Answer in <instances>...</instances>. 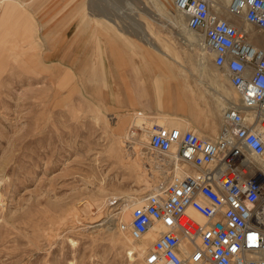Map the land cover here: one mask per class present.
<instances>
[{
    "label": "rangeland",
    "instance_id": "obj_1",
    "mask_svg": "<svg viewBox=\"0 0 264 264\" xmlns=\"http://www.w3.org/2000/svg\"><path fill=\"white\" fill-rule=\"evenodd\" d=\"M42 1L27 0L22 6L0 0V264H143L144 249L156 235L133 242L117 226L123 218L119 212L149 191L159 175L165 176L155 166L150 168L149 128L155 123L172 127L176 119L163 111H121L115 101L117 85L115 93L111 91L112 103L111 83L124 82V77L109 81L99 77L105 65L99 36L83 46L87 52L76 55L74 61L47 59L45 23L39 17ZM86 1L93 11H111L119 27L132 32L134 38L120 37V31H115L119 42L126 36L136 40L134 48L119 45L118 62L125 65L126 55L133 53L141 85L142 66L154 65L145 53L154 50L146 41L150 28L158 46L167 42L178 60L174 69L187 77H177V123L191 120L178 116L184 109L196 110L198 116L192 120L200 123L222 117L224 108L211 107L213 98L206 86L219 77L222 91L238 101L226 70L215 66L202 37L185 27V19L181 27L176 23L181 15L172 2L161 12L154 0ZM219 5L227 15V9ZM96 22L95 35L97 27L106 31L103 18ZM125 47L132 53H126ZM156 55L169 69L171 58ZM153 73L162 103L165 84L174 75L169 73L168 79L154 69ZM192 89L196 90L190 95ZM179 98L187 101L183 108ZM133 126L137 136L129 144L126 136ZM137 142L144 146L142 157L134 151ZM113 198L117 201L110 204ZM130 208L124 212V221L130 220Z\"/></svg>",
    "mask_w": 264,
    "mask_h": 264
},
{
    "label": "built area",
    "instance_id": "obj_2",
    "mask_svg": "<svg viewBox=\"0 0 264 264\" xmlns=\"http://www.w3.org/2000/svg\"><path fill=\"white\" fill-rule=\"evenodd\" d=\"M217 3L172 0L226 70L238 101L224 108L213 137L159 123L149 128L148 147L171 156L163 164L169 171L132 206L129 221L117 222L136 243L155 233L143 264H264V0H230L227 11L241 25L222 17ZM136 136L133 126L129 144Z\"/></svg>",
    "mask_w": 264,
    "mask_h": 264
},
{
    "label": "crops",
    "instance_id": "obj_3",
    "mask_svg": "<svg viewBox=\"0 0 264 264\" xmlns=\"http://www.w3.org/2000/svg\"><path fill=\"white\" fill-rule=\"evenodd\" d=\"M14 1L16 4L18 3L22 6H25L27 3V0ZM86 2V0H44L40 3L39 6L43 11L40 13L41 16L39 17L41 18L40 20L45 23V34L43 38L45 39L44 45L48 47L47 59H50L51 61L54 60L63 62L74 61L77 57L76 55L81 56L82 53L85 54L87 52L83 46L87 47L88 44L91 43L92 38L99 36L98 40H102V51L105 57L104 59H101L105 65H103V69H101L102 71L100 72L99 77L103 79L107 78L108 81L109 79L111 80V78L113 79L117 76L124 77V82L117 84L114 81V84L111 83V89L109 90V99L113 103L114 95L112 94L111 96V91L115 93L114 89L116 88V85L117 88L119 87V89L116 88L117 99L115 98V101L117 100L116 106L118 109L121 111H128L132 108H138L152 114L163 111L167 113L169 117L176 119L172 121V126L181 127L184 130H196L197 132L210 137L216 136L221 129L222 117L214 121L200 123L192 120V117L198 116L194 114V112H197L196 110L184 109V113H180L178 116L181 118H189L191 120H182V122L177 123V77L179 79L182 77L185 80H187V77L184 76L178 69H174L177 61L174 58V54L168 49L167 42H163L161 47L158 46L153 41V35L150 28V33L146 36V41H148L151 48L154 50L147 49L145 53L149 58V61H152L154 65L151 68L147 66L146 68L148 69H145L142 66L144 69H141L143 70L144 77L142 78L144 79V84L141 85L140 76H137V74L135 75L134 58L132 55L133 53L131 52L132 50L130 51L128 47L124 48L126 53L128 51L132 53L129 54V56L128 54L126 55L124 60L125 65H122V63L118 62L121 58L120 51L122 50V48L119 50V45L121 47L122 45H129L130 48L136 47L134 42L136 40H128V36L133 37L132 32L120 28L118 21L113 17L111 11H102V9L99 10V12L93 11L89 4L86 6ZM154 6L156 9L163 12L160 7V0H154ZM113 9L116 13L121 12L119 11L118 7H114ZM130 10H132L131 7ZM100 18L104 19V29L106 31H103L100 29V27H97L96 30L99 32L97 35H95L96 33L93 27L97 24L96 20ZM133 23L135 24V22ZM116 30L120 31V37H123V35L128 36L119 42L114 35ZM142 45L143 44H140L141 47H143ZM156 52L158 55H160L161 59H165L166 56L171 58L169 59L172 65L169 63V69L159 62L160 59L157 57ZM104 61L108 62V64H106ZM162 63L165 64V61H162ZM153 69L158 73L157 75L166 76L168 79L171 78L169 73L172 76L174 75L172 80L165 84L166 92L165 96H162V103H159L158 96L155 91V76ZM116 71L120 72L121 74L117 73ZM222 82L223 80L220 77L212 80V82H206V86L211 92L213 98V105L211 103L210 106L212 105L211 107L214 106L218 110H221L222 104L220 103V100L215 97H225L226 95L221 89V87L224 86V83ZM211 85H213L215 89L212 88ZM121 86L124 89L123 92L120 90ZM194 90L196 89L190 90V95ZM183 94L187 98L189 97L188 91L185 90ZM200 95H202V99H205L203 94ZM229 97L232 98L231 96ZM186 102H182V108ZM157 106L162 109L158 108ZM151 117H158V115H151Z\"/></svg>",
    "mask_w": 264,
    "mask_h": 264
},
{
    "label": "bare ground",
    "instance_id": "obj_4",
    "mask_svg": "<svg viewBox=\"0 0 264 264\" xmlns=\"http://www.w3.org/2000/svg\"><path fill=\"white\" fill-rule=\"evenodd\" d=\"M172 2V0H160V7H161V9H162V11H166V9H167V5L169 4V3H171ZM217 5L219 6V10L222 12V17H224V18H226V19H236V22H237V25H241L242 24V21H241V19L239 18V17H237V16H234V15H232V14H230L228 11H227V15H224L223 14V11H222V7H220V5H219V2L222 4V6H224L226 9H227V7H228V4H229V2H230V0H217ZM178 11V13L182 16H180V19H178L177 20V24L181 27V25H183V21H184V19H185V21H186V18H187V16H186V14L184 13V12H182V11H179V10H177ZM168 14V13H167ZM245 27H247V28H250V29H252V30H254V31H258V29L255 27V26H253V25H250V24H243ZM185 27H186V24H185ZM187 28V27H186ZM192 32H194V31H192ZM201 36V35H200ZM202 37V36H201ZM202 39H203V37H202ZM203 43H204V41H203ZM212 55H213V57H214V53H212ZM207 56H209V54L207 55ZM178 61V60H177ZM187 69V68H186ZM225 74H226V76H227V73L225 72ZM227 78H228V76H227ZM229 79V78H228ZM229 82H230V80H229ZM231 84V83H230ZM232 86V85H231ZM211 87L212 88H214L213 87V85H211ZM233 87V86H232ZM219 88V87H218ZM215 89V88H214ZM233 89H234V87H233ZM235 90V89H234ZM236 92V91H235ZM237 94V93H236ZM238 96V95H237ZM182 97V96H181ZM179 100H180V102L182 103V102H184L183 101V99H181V98H179ZM219 100H220V103L222 104V106H221V109L222 108H225V107H227V105L228 104H233V103H236L235 102V100H233L232 98H230L229 96H226L225 95V97H219ZM223 101V102H222ZM134 147V151L136 152V153H138V155H139V157L141 156L142 157V155H145L146 153L144 152V150H143V148H144V146H141L140 144H138V142L133 146ZM148 154H149V156H148V158H149V163H150V168H152V167H156L159 171H161L162 172V175L163 174H167V171H169V168H166L165 166H163V164L165 163V161L166 160H168L166 157H169V158H171V156H163V155H161V154H159V153H156V152H153V151H151L150 149H149V147H148V152H147ZM153 165V166H152ZM149 168V169H150ZM148 169V170H149ZM177 171V170H176ZM159 178H158V180H160V177H162L161 175H159L158 176ZM154 186V185H153ZM152 186V187H153ZM152 189V188H151ZM141 197H139L138 199H136V201H134L133 203H132V201L130 202V203H132L131 205H125L124 207H123V210L122 211H120L119 212V217H121L120 216V214H122L123 215V220H124V216H125V213L124 212H126V211H128L127 210V208H129V207H131L132 208V206L140 199ZM126 199H124V201H125ZM117 200H115L114 198L111 200V201H109V203L110 204H113V203H115ZM124 201H122V203L121 204H125L126 202H124ZM118 208H120V207H118ZM130 208V209H131ZM189 212H190V214L195 218V219H197L198 221H200V222H204V218L200 215V214H198V215H196V214H194L193 213V210H189ZM129 220V219H128ZM153 234H155L154 232H152V231H150L149 233H147L145 236H153Z\"/></svg>",
    "mask_w": 264,
    "mask_h": 264
}]
</instances>
